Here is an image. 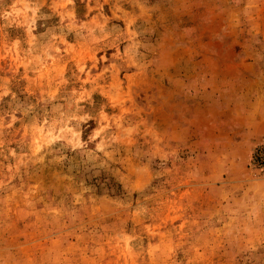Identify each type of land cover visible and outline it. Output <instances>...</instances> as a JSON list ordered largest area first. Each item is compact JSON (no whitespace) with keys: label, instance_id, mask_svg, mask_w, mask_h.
<instances>
[{"label":"rangeland","instance_id":"rangeland-1","mask_svg":"<svg viewBox=\"0 0 264 264\" xmlns=\"http://www.w3.org/2000/svg\"><path fill=\"white\" fill-rule=\"evenodd\" d=\"M259 149L264 0H0V264H264Z\"/></svg>","mask_w":264,"mask_h":264},{"label":"built area","instance_id":"built-area-1","mask_svg":"<svg viewBox=\"0 0 264 264\" xmlns=\"http://www.w3.org/2000/svg\"><path fill=\"white\" fill-rule=\"evenodd\" d=\"M261 153V154H260ZM261 155V156H264V149H259V151L257 152V155Z\"/></svg>","mask_w":264,"mask_h":264},{"label":"crops","instance_id":"crops-1","mask_svg":"<svg viewBox=\"0 0 264 264\" xmlns=\"http://www.w3.org/2000/svg\"><path fill=\"white\" fill-rule=\"evenodd\" d=\"M240 71V70H239ZM242 75H248L247 73H244V71H240ZM236 74V72L234 73V75ZM218 75H219V71H218Z\"/></svg>","mask_w":264,"mask_h":264}]
</instances>
